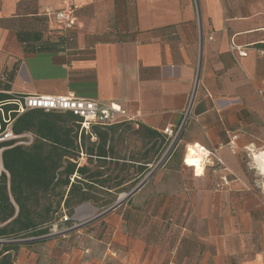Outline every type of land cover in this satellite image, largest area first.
I'll return each mask as SVG.
<instances>
[{
	"label": "crops",
	"instance_id": "crops-1",
	"mask_svg": "<svg viewBox=\"0 0 264 264\" xmlns=\"http://www.w3.org/2000/svg\"><path fill=\"white\" fill-rule=\"evenodd\" d=\"M45 7L76 13L67 52H24L16 39L17 22ZM263 48L264 0H0V79L15 67L8 94L116 102L133 125L163 134L196 82L170 154L108 215L111 242L85 211L16 243L12 264H264ZM190 145L216 151L226 169L193 171Z\"/></svg>",
	"mask_w": 264,
	"mask_h": 264
},
{
	"label": "trees",
	"instance_id": "trees-1",
	"mask_svg": "<svg viewBox=\"0 0 264 264\" xmlns=\"http://www.w3.org/2000/svg\"><path fill=\"white\" fill-rule=\"evenodd\" d=\"M15 35L24 52H60L64 45L41 15L21 18ZM14 72L15 67L1 72L0 104L11 97L6 91ZM0 107L6 113L15 105ZM10 118L14 134L30 132L34 138L28 145L16 144L17 139L0 141V238L43 235L62 210L71 215L86 202L100 211L112 206L159 163L170 144L169 137L145 124L94 125L86 132L79 130L80 119L71 112L29 109ZM4 126L0 121V131ZM129 140L139 144L138 150L125 158L118 143ZM14 245H0V264H12Z\"/></svg>",
	"mask_w": 264,
	"mask_h": 264
},
{
	"label": "built area",
	"instance_id": "built-area-1",
	"mask_svg": "<svg viewBox=\"0 0 264 264\" xmlns=\"http://www.w3.org/2000/svg\"><path fill=\"white\" fill-rule=\"evenodd\" d=\"M39 14L46 19L47 26L49 28H54L57 30V34L62 36L64 40V45L62 46V50L60 52H67L68 43L72 39L71 32L75 28L77 23V16L73 9L66 8L62 9H54L45 7L39 11ZM230 50L236 52L238 56L244 57L247 55V51L240 46H236L233 43L230 44ZM261 53H264V48L260 50ZM196 78L194 79V82ZM196 89V82L193 85V88L189 94L188 101L186 103V107L183 110L182 119L180 124L176 129L170 127H164L163 134L169 137L170 144L167 150H170L173 147L177 137L180 132L184 128L183 126L186 124L188 116L190 114V108L194 101V93ZM12 104L15 105V108L10 109L8 112L3 113L0 107V121L5 122V126L3 130L0 131V141L17 139L16 144L19 145H28L32 142L34 136L30 132H25L21 135H16L11 131V123L12 118H10V114L14 113L15 115H19L24 113V111L29 109H43L45 111H61V112H71L74 116H77L80 119L79 130L90 131V128L94 125L96 126H109L114 123L120 122H132L134 120V116L127 114L125 110L116 102L106 104L100 100H95L91 98H78L74 95L68 93L67 95H44V94H12L8 100L1 102L2 104ZM202 156L203 165L205 162H209L206 158H213L215 163L221 165L223 169H226L225 163L220 155H217L216 151H206L200 148ZM214 164V163H213ZM185 165V158H184ZM194 166V165H193ZM222 180L226 181V176H222ZM216 189L219 188V183L215 184ZM129 194V193H128ZM128 196L127 194H123ZM124 197V196H123ZM87 204H82L77 206L71 215H68L65 210H62L61 215L58 217V220L62 223L66 224L71 222L76 215L82 213L80 209ZM56 225V224H54ZM53 225V226H54ZM72 225H64L59 230L54 232H64L72 228ZM52 230L49 229V232L43 233V235L39 236H28V237H13V238H0V245H14L19 242L28 241V239H40L51 234Z\"/></svg>",
	"mask_w": 264,
	"mask_h": 264
},
{
	"label": "rangeland",
	"instance_id": "rangeland-1",
	"mask_svg": "<svg viewBox=\"0 0 264 264\" xmlns=\"http://www.w3.org/2000/svg\"><path fill=\"white\" fill-rule=\"evenodd\" d=\"M126 136H127V134H126ZM119 145H118V147H119V149L121 150V153L122 154H124L125 155V158H127V155H128V153H129V151H135V150H138V145L136 144V143H134L133 141H125V142H121V143H118ZM134 144H136L135 145V147L136 148H134L133 147V145ZM187 150V149H186ZM169 152V150H165V152L162 154V159L164 160L165 158H166V155H167V153ZM185 153H186V151H185ZM201 158H202V156H201ZM82 161V160H81ZM201 161H202V159H201ZM208 161L209 162H205L203 165H201L202 166V170H203V167L207 164V163H210V164H213V163H215V161H212V160H209L208 159ZM82 162H85V160H83ZM161 162V161H160ZM202 164V163H201ZM184 166H186V165H184ZM192 166V168H193V171H195L194 169V166L193 165H191ZM188 167H189V165H188ZM154 168V166L152 167V169ZM157 168H159V167H157ZM157 168L155 169V170H157ZM151 169V170H152ZM150 170V171H151ZM155 170L153 171V173L155 172ZM132 171V169H131V167L129 168V171H128V173H130ZM149 171V172H150ZM152 173V174H153ZM151 174V175H152ZM147 175V174H146ZM145 175V176H146ZM151 175H149V177L151 176ZM223 176V175H222ZM222 176H220L219 178H218V181H217V184L219 183V188H217V190H219V189H223V188H225V187H227L228 186V183H229V181H224V180H222ZM148 177V178H149ZM147 178V179H148ZM127 179H129V177H127ZM129 192H122V193H120L117 197H119V196H124V197H122V199H121V201H120V203L121 204H124L125 203V201L128 199V198H130V196H125V195H123V194H128ZM83 204H87L86 206H84V207H82L80 210L81 211H83V212H85V214H87V212H89V214H87L86 216L88 217V218H93V217H95V216H99V220H98V223H97V226H98V231L100 232V233H104V235H103V237H104V244H106V243H109V242H111V239L113 238V233H112V231H111V227H112V224L111 223H114V220H112V221H110V218H108V215L111 213V212H113V211H115L116 210V208H114V209H109L111 206H109V207H106V208H103V209H101V211L98 213V209H97V207H95L93 204H91V203H89V202H86V203H83ZM160 204H161V202H159V201H156V203H155V208H157V207H159L160 206ZM82 212V213H83ZM67 214H68V212H67ZM76 217H80L79 215H76L75 216V218ZM154 222H156V221H154ZM154 227H153V230L154 231H157V233H158V236L157 237H159V224L158 223H154ZM51 226V225H50ZM51 228V227H50ZM164 264H167V263H164Z\"/></svg>",
	"mask_w": 264,
	"mask_h": 264
},
{
	"label": "bare ground",
	"instance_id": "bare-ground-1",
	"mask_svg": "<svg viewBox=\"0 0 264 264\" xmlns=\"http://www.w3.org/2000/svg\"><path fill=\"white\" fill-rule=\"evenodd\" d=\"M201 150L200 148L196 145H190L188 146V150L186 153V162L187 164L195 165V168L197 172H202V166H201V156H200ZM195 170V171H196Z\"/></svg>",
	"mask_w": 264,
	"mask_h": 264
},
{
	"label": "water",
	"instance_id": "water-1",
	"mask_svg": "<svg viewBox=\"0 0 264 264\" xmlns=\"http://www.w3.org/2000/svg\"><path fill=\"white\" fill-rule=\"evenodd\" d=\"M163 159L161 158V160L160 161H162ZM160 161H159V163H160ZM159 163L158 164H156L155 166H154V168L144 177V179L142 180V181H140L135 187H133V189L132 190H130V192H129V194H127L128 196H130L131 194H133L137 189H139L140 188V186L145 182V180L149 177V175H151L152 173H153V171L159 166ZM122 197L123 196H119V197H117V199H116V201H115V203L109 208V209H114V208H116V206H118L119 204H121L120 203V201H121V199H122Z\"/></svg>",
	"mask_w": 264,
	"mask_h": 264
}]
</instances>
